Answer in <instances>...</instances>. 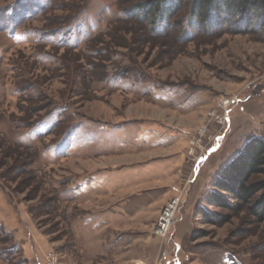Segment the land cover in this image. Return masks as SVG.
Segmentation results:
<instances>
[{"label": "rangeland", "instance_id": "1", "mask_svg": "<svg viewBox=\"0 0 264 264\" xmlns=\"http://www.w3.org/2000/svg\"><path fill=\"white\" fill-rule=\"evenodd\" d=\"M145 1L0 0V264H30L31 230L38 264H264V222L205 201L264 139V25L203 29L193 0L164 22Z\"/></svg>", "mask_w": 264, "mask_h": 264}, {"label": "trees", "instance_id": "2", "mask_svg": "<svg viewBox=\"0 0 264 264\" xmlns=\"http://www.w3.org/2000/svg\"><path fill=\"white\" fill-rule=\"evenodd\" d=\"M183 1L147 0L139 5L138 10L142 12L143 17L155 15L164 19L165 22L167 16L170 17L176 13ZM192 17L191 20L203 29L211 30L214 24H219L233 25L242 31H256L264 25V0H193ZM253 20H258L255 26L252 24ZM251 27L254 30H250ZM55 121H58V116L53 123ZM257 177L263 178L257 179ZM212 187L205 197L209 206H216L231 213L247 208L257 221L263 223L264 139L255 137L245 143L241 152L223 168ZM199 213L207 223L216 226L226 224L230 218L229 215L222 213L208 212L203 206L199 208ZM17 246L18 244L15 243L6 250L8 253L11 250L16 253ZM19 252H21L20 249L17 253Z\"/></svg>", "mask_w": 264, "mask_h": 264}, {"label": "crops", "instance_id": "3", "mask_svg": "<svg viewBox=\"0 0 264 264\" xmlns=\"http://www.w3.org/2000/svg\"><path fill=\"white\" fill-rule=\"evenodd\" d=\"M105 225L106 224H104V226ZM29 231H30V229H29ZM28 235H31V237L29 238L30 241L27 240L28 242L27 241L23 242L21 240V241H19L21 244L19 242H17V243H19L20 246L22 247V250H23L25 256L27 257V259L29 260L30 264H38V262L43 259V253H44V251H46L44 248H47V245H45L43 247L44 239H43V236L40 233H38V231L31 230V233L29 232ZM108 238H111L112 240L119 239V237H115V235H113L112 237L111 236L106 237L105 235H102L101 237H99L98 243L100 245L97 246L99 249V252L97 255H104L103 257H109V255H111L109 253L110 252L109 251L110 246L108 244L110 242H109ZM118 248H119V246L117 247V249ZM114 251H116V249ZM27 253L29 256L26 255ZM114 253H116V252H114ZM134 258H135L134 256H129V258H127L128 260L127 259H126V261L123 260L124 261L123 264H125L126 262H129V259L131 260ZM119 264H121V262Z\"/></svg>", "mask_w": 264, "mask_h": 264}, {"label": "built area", "instance_id": "4", "mask_svg": "<svg viewBox=\"0 0 264 264\" xmlns=\"http://www.w3.org/2000/svg\"><path fill=\"white\" fill-rule=\"evenodd\" d=\"M226 117H223L222 121L225 123ZM216 137H214L213 140H215ZM179 204V199H175L172 201L168 206L164 208L163 213L160 215V221L158 223V226L156 228V234L158 235H165L170 225L173 223V220L175 218V213L177 209V205ZM53 253V252H52ZM51 256V257H50ZM49 256V261L47 264H59V258L55 253L51 254ZM133 264H158V263H147L144 260H136Z\"/></svg>", "mask_w": 264, "mask_h": 264}]
</instances>
